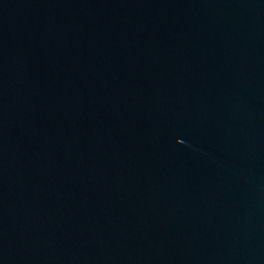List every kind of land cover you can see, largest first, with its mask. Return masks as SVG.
I'll return each instance as SVG.
<instances>
[{
	"label": "water",
	"instance_id": "obj_1",
	"mask_svg": "<svg viewBox=\"0 0 264 264\" xmlns=\"http://www.w3.org/2000/svg\"><path fill=\"white\" fill-rule=\"evenodd\" d=\"M0 264H264V0H0Z\"/></svg>",
	"mask_w": 264,
	"mask_h": 264
}]
</instances>
